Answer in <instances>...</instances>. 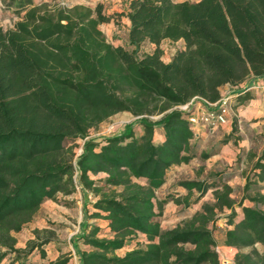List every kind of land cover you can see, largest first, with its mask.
Here are the masks:
<instances>
[{
  "label": "trees",
  "instance_id": "1",
  "mask_svg": "<svg viewBox=\"0 0 264 264\" xmlns=\"http://www.w3.org/2000/svg\"><path fill=\"white\" fill-rule=\"evenodd\" d=\"M49 1L55 0L3 5L17 19L0 26V259L21 257L13 233L45 201L72 194L76 171L79 186L97 197L88 217L104 218L109 228V236H100L98 226H82L73 240L90 249L77 250L79 264H220L208 223L223 209L230 211L223 243L232 264H264L255 248L264 251V195L248 192L264 180L259 160L237 202L221 179L179 181L199 192L195 201L216 189L213 204L173 228H162L157 217L165 203L180 200L155 199L167 170L196 156L188 112L177 106L192 98L215 102L224 85L264 79V0H129L112 14L101 3ZM121 17L129 21L127 43L108 42L99 25ZM163 41L183 43L168 61ZM120 112L136 117L140 129L129 124L99 141L88 137ZM156 128L160 143L152 139ZM97 174L104 175L99 182L92 178ZM139 234L143 245L116 253ZM49 240H30L24 253ZM69 262L62 254L42 264Z\"/></svg>",
  "mask_w": 264,
  "mask_h": 264
},
{
  "label": "crops",
  "instance_id": "2",
  "mask_svg": "<svg viewBox=\"0 0 264 264\" xmlns=\"http://www.w3.org/2000/svg\"><path fill=\"white\" fill-rule=\"evenodd\" d=\"M77 4H84L89 7H94L97 3L103 5V9L106 13L112 14L123 10L129 0H73ZM181 2L184 0H173ZM129 27V21L121 17L118 23L110 21L99 25L100 30L104 33L108 42L113 44H125L127 43V30ZM182 46V41H177ZM162 59L163 55H162ZM169 58L166 57L168 61ZM262 82V78H247L238 85H224L220 89V94L225 95L231 93L233 99L231 101V110L228 115V123L217 126L212 131L199 128L198 136H194L191 140V144L195 145L196 156L192 158L188 163H181L172 165L166 172L165 182L155 191V199L161 200L166 195L170 194L172 198L180 197L183 194H190L196 189L187 190L186 188L178 185L177 183L182 180H197L212 182L214 179H221L231 189H235L233 196L238 200L244 195V184L248 176L252 174L254 163L259 160L264 163V100L262 94L264 88L261 90L250 89L245 90V86L250 82ZM195 107V108H194ZM207 108V106L200 100H196L195 105L191 110H197V108ZM119 116L124 120V124L116 128L113 132H109L106 136L117 135L124 131L126 125L132 124L134 130H139V125L135 122L136 117L127 112H120L113 116ZM112 117V116H111ZM103 123V122H102ZM103 138V137H102ZM152 139L156 143L163 141V136L159 129H154ZM223 139L225 142L221 143ZM203 154H207L206 157H202ZM191 165V166H188ZM188 167H193L194 170H189ZM257 179V178H256ZM258 189L257 192L264 195V180L257 179ZM77 189L72 194L64 195L58 194L56 200H47L41 204L33 218L26 223L19 232H14L15 238L14 248L22 251L19 254L21 257L16 258L15 253H8L0 259V264H42L48 261L56 260L62 254H68L70 256L69 264H79V257L77 250H89V246L73 240L74 237L80 233L82 226L86 223L96 225L100 228V236H109L108 222L102 217H88L91 213L90 205L97 199L92 192L83 189ZM215 187L208 188L204 194L192 203V209L184 217L173 216L168 221H174V219H182L185 217L190 218L194 213L200 210V205L203 200L212 197V193ZM256 192L254 191L251 196ZM199 192L197 191V196ZM61 197V198H58ZM58 198V199H57ZM173 201L170 200L163 206H169ZM264 207V204L260 206ZM83 211L80 220L77 223V228L74 232L68 234V242H60L57 240H49L43 243L39 247H35L32 251L24 253L28 242L34 238V230L49 228L48 225L53 223L55 225L64 226L66 223H70V217L76 215L77 210ZM87 210V212H86ZM72 214H71V212ZM162 212V210H161ZM68 213V214H65ZM46 214V215H45ZM161 216L157 219L160 222L161 227L163 224L160 221ZM174 218V219H173ZM173 219V220H172ZM167 221V222H168ZM227 228H230L226 225ZM165 229L170 227H164ZM172 228V226H171ZM71 235V236H69ZM144 237L142 234H139ZM215 240L216 237L213 234ZM224 235L221 241V247L224 246ZM40 243V242H37ZM218 243H216L217 245ZM132 248H122L117 250L118 255L124 254L127 250ZM2 249L1 251H3ZM40 250H44V257L41 256Z\"/></svg>",
  "mask_w": 264,
  "mask_h": 264
},
{
  "label": "rangeland",
  "instance_id": "3",
  "mask_svg": "<svg viewBox=\"0 0 264 264\" xmlns=\"http://www.w3.org/2000/svg\"><path fill=\"white\" fill-rule=\"evenodd\" d=\"M2 5L0 6V26L3 27H7L9 25H11L13 23L14 20L17 19V16L15 17L11 10L8 9H4L3 5H4V0H1ZM58 0L52 1V2H48L50 4H54L57 3ZM75 1L73 0H69L67 4H74ZM160 47L163 50V58L164 60H166L167 58H170L171 54L179 47H181V45H179V43L177 42H171V41H163L160 45ZM150 47L146 46L142 49V51H149ZM160 115L156 114V115H152L151 118L152 119H157ZM124 120L126 119H122L121 117L117 116H112L110 118H108L106 121H104L103 123H101L97 129H92L89 132L88 137L89 138H93L97 141L101 140L102 137H106V134L109 132H113L116 128H118L119 126H122V124H124ZM205 129V127H204ZM81 142H76L74 144L75 146V153L73 156V161L75 159V154L77 153V150L80 146ZM191 166V165H188ZM189 170H194L193 167H188ZM195 171V170H194ZM103 174H97L95 176H93L92 178L94 180H96V182H99L100 179L103 178ZM235 189H240L236 188ZM235 189H232V192L230 194V197L235 201H239L237 197L233 196V193L235 191ZM258 189V185H251L248 192L249 194H253V192H257ZM79 190H81V188H79ZM77 191V189L75 190ZM59 196V195H57ZM197 197V190H194L193 192H191L190 194H183L180 197L174 198V199H178L180 200L179 203L177 202H172L169 206H163L162 207V212H160V221L162 222L164 227H170L172 226L175 227L176 225L180 224L181 222H183L184 220L189 219L188 217L185 218H178V219H174V221H168L169 219H171L173 216L175 217H184V215L188 214L190 212V209H192V203L194 202V200ZM61 198V197H58ZM57 198V199H58ZM55 202V200H54ZM214 203V198H213V193H212V197H210L209 199L203 200L201 205H200V210L197 212L202 211V206L203 204H213ZM71 212V211H70ZM229 210L227 209H223L222 211H216L215 215L213 216L212 220L208 223V227L211 229L212 233L215 235L216 237V243H218L216 245V247H218L219 252V262L220 264H232L231 261V257L226 253L225 251V247H221L220 243L222 241L223 235L225 233V230L228 229L227 228V223H226V216L229 214ZM68 214V213H65ZM72 214V212H71ZM83 211L80 212V210L78 209L76 212V215H72L70 217V223H66V225L64 226H59V225H55L53 223H50L48 225L49 228L46 229H40L37 230L38 234L34 233V238L32 239L33 242H41L44 238H49L50 240L54 241H60V242H68V234H70V232H74V230H76L77 228V220H80V218H84L82 217ZM195 214V213H194ZM193 214V215H194ZM46 215V214H45ZM192 215V216H193ZM191 216V217H192ZM190 217V218H191ZM172 219V220H173ZM74 222H73V221ZM168 221V222H167ZM163 227V228H164ZM71 236V235H69ZM144 239L143 237H141L140 235L134 236L132 237V247H135L136 244H141L143 245ZM255 248L262 254L264 255V251L261 249L260 245H256ZM249 249L246 248L243 250V252H247Z\"/></svg>",
  "mask_w": 264,
  "mask_h": 264
},
{
  "label": "built area",
  "instance_id": "4",
  "mask_svg": "<svg viewBox=\"0 0 264 264\" xmlns=\"http://www.w3.org/2000/svg\"><path fill=\"white\" fill-rule=\"evenodd\" d=\"M69 0H58L57 4L60 6H66ZM2 5V2L0 0V6ZM264 88V81L262 82H255L251 84L248 87H245L246 89H258L261 90ZM262 98L264 100V92L262 94ZM233 99V95L231 93L221 95L215 102H208L201 99L192 98L187 103L183 105L177 106V109L181 111H187V120L190 125L191 130L193 131L194 136H198V129L201 127H205V129L212 131L217 126H222L226 123H228V115L231 110V101ZM196 100H200L203 102L207 108H197V110H191L193 108V105H195ZM195 108V107H194ZM81 142L77 153L75 154L76 157L81 153L82 150V144L83 140H79ZM78 141V142H79ZM75 159L73 162H75ZM76 175L77 172L74 173L75 178V189H79V184L76 181ZM219 248L216 247V251L219 252Z\"/></svg>",
  "mask_w": 264,
  "mask_h": 264
}]
</instances>
